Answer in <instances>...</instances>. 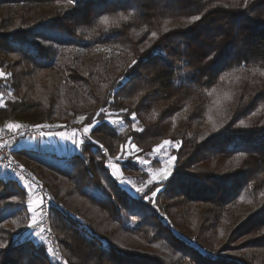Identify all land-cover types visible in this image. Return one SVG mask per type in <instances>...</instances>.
Returning <instances> with one entry per match:
<instances>
[{
	"label": "trees",
	"instance_id": "trees-1",
	"mask_svg": "<svg viewBox=\"0 0 264 264\" xmlns=\"http://www.w3.org/2000/svg\"><path fill=\"white\" fill-rule=\"evenodd\" d=\"M0 71V130L93 125L60 163L11 145L54 204L58 253L0 166V264H264V0H0ZM165 140L181 142L172 174L133 196L108 162L128 153L141 184Z\"/></svg>",
	"mask_w": 264,
	"mask_h": 264
},
{
	"label": "rangeland",
	"instance_id": "rangeland-1",
	"mask_svg": "<svg viewBox=\"0 0 264 264\" xmlns=\"http://www.w3.org/2000/svg\"><path fill=\"white\" fill-rule=\"evenodd\" d=\"M183 71L184 70L182 68L180 70V72H183ZM178 80L189 81L187 76L183 75L182 73L178 74ZM226 97H228V95H226ZM262 109H264V108H262ZM107 121L111 125H114L119 131H121V132H125L126 131L125 123H123V121L120 120L119 118L110 117ZM113 121H116V123L114 124ZM80 124H81V120L79 119L78 122L75 123L74 124L75 126H73V127L70 126V125L68 126L66 124L56 125L55 129H53L52 131L46 132L44 134V136L38 142H35L33 139L29 138V140L27 141V147L29 149H36L38 151V153L41 156L45 157L46 159L53 160L56 163H60L59 161L63 162L72 153H74L75 151H78V149L80 148L81 143H79V146H77L76 144H73V142H72V134L73 133H75V139L77 140V142L83 140L82 139L83 128L79 127ZM61 133H63L65 137H69V138L68 139L61 138ZM25 139L26 138H23L21 140H25ZM171 145L172 146H169V145H163V147L159 146L158 147V148H160L159 152L154 151L152 154H149L145 158H139V160L143 159V160H147L148 161V163L145 164V166H143V170L147 171L149 177H148L147 180H145L141 184H135L132 180H130V178L127 177V176H129V174H124L123 173L122 166H121L120 162H118V160L124 161L125 159H128L130 157V156H128V153H127V155L124 156V158H118L117 160H114L113 158L110 159L108 164L111 163L115 167L114 168H109L108 165H107V167H108L111 175L114 178H116L117 180H119V182L121 183V185L125 189H127L133 196H137L138 193H145V189H146V187L148 185H151L154 182H161L163 180L161 178V175L158 174L155 177H153L150 173H153V172L162 173L163 172V170L166 167L165 161H167L169 156H175L173 154L174 153L173 151L177 150L179 148V146L178 147L175 146V142H171ZM105 150L107 151L106 156H108L109 155L108 150L107 149H105ZM54 154H58L59 157L54 155ZM19 161H21L24 169H27V167L30 168V165L26 164L21 158L19 159ZM152 161H154V162L153 163H149V162H152ZM157 161H159V163ZM174 163H175V161H173V167H174ZM31 165H34V164H31ZM34 167H35V165H34ZM40 167L41 166L37 165L38 170L40 169ZM116 169H118L119 171H116ZM172 171H173V169H172ZM5 173H7V172H5ZM30 173L32 174L31 171H30ZM32 176H34V175H32ZM27 177H28V174L25 176V178L23 180V182H24L23 185L24 186H25V184L28 183V181H27L28 179L26 180ZM150 180L152 181L151 183H149ZM29 185H30V187H26V188H27L28 192L30 193V201H32V206L35 207V205H36L35 196L40 198L39 197V191H41V190L34 183H31ZM183 186H186V184H183ZM137 188L142 189V191H137ZM40 199L42 200V198H40ZM147 199H150V198H147ZM28 208H29V206H28ZM30 214H31V218H32V213L30 212ZM14 222L9 221L5 225V227L8 230L16 231L17 227L21 226V223H14ZM48 226H49V229L51 230L50 223H49ZM39 229L40 228H35V230H33L32 228H29V229L27 228V232H29V230H30V235H32V237L37 242V244L43 243V242L45 243V247L47 249V254H48V256L50 258H54V256L56 257L57 256L56 254L58 253L57 239H56V243H52V242H50L49 240H47L45 238L43 233H40V235L38 236L37 232L39 231ZM51 232H52V230H51Z\"/></svg>",
	"mask_w": 264,
	"mask_h": 264
},
{
	"label": "built area",
	"instance_id": "built-area-1",
	"mask_svg": "<svg viewBox=\"0 0 264 264\" xmlns=\"http://www.w3.org/2000/svg\"><path fill=\"white\" fill-rule=\"evenodd\" d=\"M51 127L48 128H37L35 125L26 124L20 129L9 130L8 127L0 130V166L6 170L11 171L17 181H23L27 175L26 169L17 162L12 155L11 145L19 142L23 138H31L33 140H39L48 131L55 129L56 124L50 123ZM103 153L106 155L107 151L104 149ZM23 177L21 180L20 177ZM39 196L43 198L41 207L37 209V220L39 225L35 228H43V235L47 240L52 243H56V237L49 229V208L54 206L48 197H44L43 192L39 191Z\"/></svg>",
	"mask_w": 264,
	"mask_h": 264
},
{
	"label": "snow or ice",
	"instance_id": "snow-or-ice-1",
	"mask_svg": "<svg viewBox=\"0 0 264 264\" xmlns=\"http://www.w3.org/2000/svg\"><path fill=\"white\" fill-rule=\"evenodd\" d=\"M119 19H120V20H125V21H126V20L128 19V17H125V16L121 15V16L119 17ZM199 19H200L199 16H193V17H192V20H191L190 22H194V21L199 20ZM99 23H100V24L107 25V24L109 23V17H107V16H103V17L100 19ZM165 30H167V29H165ZM152 36H153V37H156V33L153 32V33H152ZM41 43L49 44L50 41L47 40V39L45 38V39H42V40H41ZM98 51H99V50H98ZM141 51H143V49H141ZM132 63L135 64L136 61L133 60ZM261 75H264V73H261ZM4 77H5V73H4L3 71H0V78H4ZM122 79H123V78H122ZM209 95H211V93H209ZM0 100H2V98H0ZM3 106H4L3 103L0 102V107H3ZM101 111H103V109H101ZM84 119H85V117H83V116L80 117V120H81V121H83ZM132 120H133V121L136 120L135 114L132 115ZM113 123L115 124L116 121H113ZM92 126H93V125H91V124L85 126V127L83 128V133H82V134H83V135H87V133L89 132L90 127H92ZM133 126H135V125H133ZM244 126H247V125H244ZM7 127H8L9 130H14V129H20V128L24 127V125H20V124H8ZM36 127H37V128H48V127H51V125L43 124V125H36ZM137 130H138V131H142V129H137ZM61 138H63V139H68L69 137H65L64 134L61 133ZM72 142H73V144H76L77 146H79V143H83V141H79V142H77V140L75 139V133L72 134ZM180 143H181L180 141H176V142H175V146L178 147V146L180 145ZM163 145H169V146H172V145H171V142L168 141V140H165V141L163 142ZM163 145H161V147H163ZM132 147L135 148V145H132ZM155 151H156V152H159V151H160V148L155 149ZM175 159H176L175 156H169L168 159H167V161H165L166 167H165V169L163 170L162 173H155V172H153V173H150V174H151L153 177H155L156 175L159 174V175H161V178H162V179H167L168 176H170V175L172 174L173 161H175ZM157 162L159 163V161H157ZM147 163H148V161H146V160H143V159L140 160V164H141V165H144V164H147ZM108 167H109V168H114L115 166L112 165L111 163H109V164H108ZM116 171H119V170L116 169ZM20 178H21V180H23V177H22V176H21ZM122 182H123V181H122ZM151 182H152V181L150 180L149 183H151ZM25 187H30V185L25 184ZM137 191H142V189L137 188ZM153 195H154V194H153ZM14 198H15V197H14ZM41 204H42V200H41V201H37L35 207H33V206H32V201H29V208H28V211L32 213V218H31V222L29 223L28 227H29V228H32L33 230H35V226H38V225H39V221L37 220V212H36V209H37V208H40V207H41ZM43 231H44V229L41 227V228L39 229V231L37 232V235L39 236L40 233H42ZM0 247H4V245H3V244H0ZM65 264H66V262H65Z\"/></svg>",
	"mask_w": 264,
	"mask_h": 264
},
{
	"label": "crops",
	"instance_id": "crops-1",
	"mask_svg": "<svg viewBox=\"0 0 264 264\" xmlns=\"http://www.w3.org/2000/svg\"><path fill=\"white\" fill-rule=\"evenodd\" d=\"M19 142H20V141H19ZM19 142H18V143H19ZM18 143H17V144H18ZM23 143H25V140L21 141L18 145H21V144H23ZM35 198H36V201H35V202H37V201H41L40 198H38V197H36V196H35ZM36 210H37V209H36Z\"/></svg>",
	"mask_w": 264,
	"mask_h": 264
}]
</instances>
